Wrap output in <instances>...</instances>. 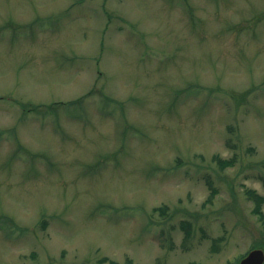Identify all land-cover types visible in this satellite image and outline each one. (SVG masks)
<instances>
[{"label": "rangeland", "instance_id": "obj_1", "mask_svg": "<svg viewBox=\"0 0 264 264\" xmlns=\"http://www.w3.org/2000/svg\"><path fill=\"white\" fill-rule=\"evenodd\" d=\"M255 245L264 0H0V264Z\"/></svg>", "mask_w": 264, "mask_h": 264}, {"label": "water", "instance_id": "obj_2", "mask_svg": "<svg viewBox=\"0 0 264 264\" xmlns=\"http://www.w3.org/2000/svg\"><path fill=\"white\" fill-rule=\"evenodd\" d=\"M263 259V250L255 248L250 250L248 254L240 260L239 264H262Z\"/></svg>", "mask_w": 264, "mask_h": 264}, {"label": "trees", "instance_id": "obj_3", "mask_svg": "<svg viewBox=\"0 0 264 264\" xmlns=\"http://www.w3.org/2000/svg\"><path fill=\"white\" fill-rule=\"evenodd\" d=\"M218 162L220 163V166H224L225 164L230 163V161H227V160L225 161V160H221V159H219ZM209 186H210V183H209ZM209 189H211L210 193H209L210 198H211L212 195L215 193V188L213 186L212 187L210 186ZM246 192L250 196V198H252L256 202L254 208H255V211L257 213H259L260 212V210H259L260 209V203L263 201V197L255 194V192L253 190H250V189L246 190Z\"/></svg>", "mask_w": 264, "mask_h": 264}]
</instances>
